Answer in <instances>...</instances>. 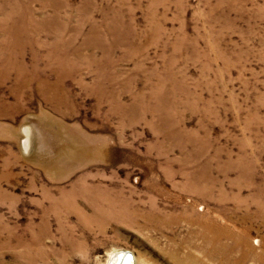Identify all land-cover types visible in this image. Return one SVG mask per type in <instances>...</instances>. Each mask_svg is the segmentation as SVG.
I'll list each match as a JSON object with an SVG mask.
<instances>
[{
    "label": "rangeland",
    "instance_id": "obj_1",
    "mask_svg": "<svg viewBox=\"0 0 264 264\" xmlns=\"http://www.w3.org/2000/svg\"><path fill=\"white\" fill-rule=\"evenodd\" d=\"M112 252L264 264V0H0V264Z\"/></svg>",
    "mask_w": 264,
    "mask_h": 264
},
{
    "label": "bare ground",
    "instance_id": "obj_2",
    "mask_svg": "<svg viewBox=\"0 0 264 264\" xmlns=\"http://www.w3.org/2000/svg\"><path fill=\"white\" fill-rule=\"evenodd\" d=\"M207 226H204L202 229H201V233H199V238L202 239V241L204 242V245H208L209 247L211 246V243H215L217 242V237H212L213 238H210L209 239V236H208V233L209 231H207ZM205 249V248H204ZM207 250V249H205ZM216 250V249H215ZM223 251V250H222ZM207 254V253H206ZM122 255L120 254H115L114 252H112L109 257L107 258V262L106 264H122ZM135 258H133V261H132V264H136V261L134 260ZM244 260V259H243ZM242 260V261H243ZM251 260V259H250ZM195 261V260H194Z\"/></svg>",
    "mask_w": 264,
    "mask_h": 264
},
{
    "label": "water",
    "instance_id": "obj_3",
    "mask_svg": "<svg viewBox=\"0 0 264 264\" xmlns=\"http://www.w3.org/2000/svg\"><path fill=\"white\" fill-rule=\"evenodd\" d=\"M117 254L122 255V264H132L133 257L129 252H120Z\"/></svg>",
    "mask_w": 264,
    "mask_h": 264
}]
</instances>
